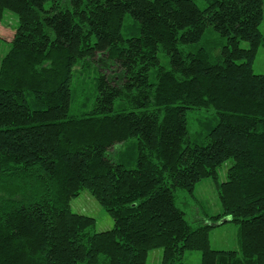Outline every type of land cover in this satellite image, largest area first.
I'll use <instances>...</instances> for the list:
<instances>
[{"label": "trees", "instance_id": "trees-1", "mask_svg": "<svg viewBox=\"0 0 264 264\" xmlns=\"http://www.w3.org/2000/svg\"><path fill=\"white\" fill-rule=\"evenodd\" d=\"M204 2L0 0V20L18 16L0 64V264H147L159 247V264L188 250L264 264V0ZM210 26L226 40L215 60L212 45L187 49ZM93 65L105 71L90 107L73 82ZM190 110L214 111L195 138ZM210 177L222 211L193 225L177 192ZM83 189L111 229L73 211ZM229 220L239 248H213Z\"/></svg>", "mask_w": 264, "mask_h": 264}, {"label": "rangeland", "instance_id": "rangeland-1", "mask_svg": "<svg viewBox=\"0 0 264 264\" xmlns=\"http://www.w3.org/2000/svg\"><path fill=\"white\" fill-rule=\"evenodd\" d=\"M201 7H205L204 0H196ZM18 26V16L11 10H5L2 19L0 20V64L11 47V39ZM260 29L264 34V17L260 24ZM226 42L224 37L209 27L204 34L203 40L200 43L193 44L187 49L195 51L199 45H212L210 49L211 58L215 60L222 49V45ZM243 47H248L247 41H242ZM255 73H264V46H260L253 63ZM105 71L100 69V66L93 65L80 72L75 73L73 88L77 96H91L90 107L92 100L97 92L96 80L99 73ZM189 130L193 138L196 131L202 126L201 120L214 119V111L190 110ZM233 159H228L219 168V181L227 179V170L232 165ZM176 203L186 213V217L193 225H199L205 222L204 216L206 213L212 215L222 211V205L219 198L218 188L213 178H205L200 180L194 191L191 193L187 190L179 189L177 192ZM71 208L73 211L83 213L95 217V228L97 231L111 229L114 225L113 217L105 210L99 201L90 193L88 189H83L79 196L71 200ZM238 225L229 220L223 224L215 226L210 231L211 245L216 249H238L239 243L237 238ZM163 248L159 247L149 251L147 264H159L162 262ZM201 252L199 250H188L185 253V264H202Z\"/></svg>", "mask_w": 264, "mask_h": 264}]
</instances>
